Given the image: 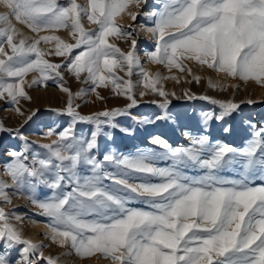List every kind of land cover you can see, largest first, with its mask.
<instances>
[{
  "label": "snow or ice",
  "instance_id": "snow-or-ice-1",
  "mask_svg": "<svg viewBox=\"0 0 264 264\" xmlns=\"http://www.w3.org/2000/svg\"><path fill=\"white\" fill-rule=\"evenodd\" d=\"M0 3L8 9L0 14V98L6 93L13 103H18L17 97L30 99L23 88L24 78L37 73L28 86L53 80L68 94L67 106L61 111L71 117L70 125L59 133H46L57 138L40 145L44 153L30 156L31 145L25 142L22 151L10 154L4 174L12 183L0 180V201L12 202L6 191L9 187L16 194L27 193L50 220L46 238L60 247L69 245L81 257L100 253L111 264H264V183L252 182L256 174L264 178V128L253 126L252 139L241 150L211 143L207 136L192 137L189 146L179 148L154 137L152 142L163 150L160 153L125 156L112 152L102 161L93 154L102 126L117 128L116 117L128 115V109L137 105L133 90L140 82L131 80L134 69H139L145 89L164 98L160 108L167 109L170 103L169 94L156 86L168 77L153 76L143 69L133 33L117 23L130 4L139 7L146 0H86V5L77 0ZM128 15L137 18L135 12ZM150 16L154 27L147 31L155 50L146 56L152 63L191 74L183 61H195L227 77L264 83V0H163L162 7ZM84 19L95 28H85ZM13 20L39 38L26 36ZM61 29L68 30L74 42L40 35ZM109 37L128 38L131 48L122 51ZM53 41L54 51L45 53L39 47L41 42ZM46 55L64 59L53 63ZM61 69L77 80L84 74L83 83L91 87L73 94L64 86ZM115 69L129 79L117 76ZM109 84L129 101L125 108L82 115L76 110L79 105L73 107L75 97ZM209 84L213 86L211 80ZM199 98L222 109L219 116L206 113L205 122L222 120L238 108L232 101ZM78 122L95 126L90 138L76 136ZM0 131L9 130L0 124ZM159 159L170 160L171 165L159 167ZM82 165L89 166L90 175H80ZM186 169H197L200 174L188 175ZM226 169L237 171L239 178L222 176ZM41 185L52 193L44 200L36 197ZM134 201L146 207H130ZM11 217L0 207V242L7 249L21 246L17 264H36L38 257L47 264H58V258L44 257L41 249L45 245L25 238ZM0 264H10L4 254H0Z\"/></svg>",
  "mask_w": 264,
  "mask_h": 264
},
{
  "label": "rangeland",
  "instance_id": "rangeland-1",
  "mask_svg": "<svg viewBox=\"0 0 264 264\" xmlns=\"http://www.w3.org/2000/svg\"><path fill=\"white\" fill-rule=\"evenodd\" d=\"M78 3L86 5V0H77ZM60 3H67V0H60ZM163 0H146L139 7L135 3L129 5L128 9L117 17V23L125 30L131 31L136 41L135 53L139 57L143 69L153 76L159 73L161 77L157 83V88H163L169 95L167 97L170 103L167 109L159 107V102L164 98L160 97L150 88L143 87V77L139 75V69H134L131 76L133 83L140 82L133 90L137 105L128 109V115L116 117L117 128H111L107 125L102 126L101 135L98 138L99 147L93 150L97 159H103V156L112 152L118 155H137L140 152L155 151L157 153L163 150L152 142L154 137H160L171 147H187L190 145V138L207 136L211 143H226L237 150L245 148L252 139V133L255 129L264 128V83L256 81H242L238 78L227 77L224 73H217L206 66L199 65L195 61H183L188 71H180L173 67L171 71L161 64L152 63L146 56L147 52L155 50V41L147 29L154 27V18L150 14L158 11L162 7ZM8 9L3 3H0V14L6 13ZM129 12H135L137 18L131 19ZM149 14V15H146ZM85 28H95L84 19ZM16 27L26 36L39 38L36 34L19 22L13 20ZM40 35H56L66 42H74L68 30L61 29L56 32H42ZM109 42L115 44L122 51L127 52L131 48V40L128 38L119 39L109 37ZM7 49V46H5ZM42 51L47 53L54 51L55 41L50 43L41 42L39 45ZM46 59L53 63H61L63 57L55 55H46ZM64 74V86L69 88L73 94L80 92L81 89H88L90 84L83 83V76L77 80L75 76L61 69ZM116 75L129 79L124 72L119 69L114 70ZM38 76L37 73H29L24 79V91L30 97L25 99L17 97L18 103H13L10 97L5 93L4 98H0V124L9 131H0V180L11 184V179L4 174V168L12 159V152L23 150L25 142L31 145L30 153H44L46 150L41 148V144L51 143L56 139V135L46 136L50 130L59 133L71 123V117L63 114L61 110L65 109L68 103V94L61 91L60 87L53 80H47L43 84H33L29 87L32 79ZM171 77H176L172 79ZM195 77H199L197 81ZM212 85L210 86L209 81ZM145 91L144 96L139 93ZM99 94V97L97 95ZM174 93V95H173ZM193 97V98H189ZM199 97H209L220 101H232L238 105V108L225 116L222 120L213 118L205 122V114L210 113L219 116L222 109L218 104H212L209 99H200ZM157 101V103H153ZM252 101V103H249ZM129 101L124 95L114 91L111 84L108 87H98L96 92H88L82 97H75L73 107L82 115H91L116 108H125ZM19 109V112L16 111ZM35 112V115L32 113ZM32 118L27 119L29 116ZM166 119H157L158 116H165ZM135 117L136 119H133ZM146 120V123L138 121ZM27 121V122H25ZM128 129L123 132L121 129ZM95 130V126L86 122H78L75 125V134L78 138H90V134ZM23 137L24 139H21ZM30 162V160H29ZM159 167H168L170 160L159 159L156 161ZM109 170L111 166H108ZM188 175H199L197 169H186ZM80 175H90L89 166L82 165L79 169ZM222 176L231 179H238L237 171L226 169L221 173ZM252 182L254 185L264 183V178L256 174ZM108 183V181H105ZM65 190H70L66 188ZM12 202L6 204L0 201V207L6 212L11 213V223L22 230L25 238L36 242H42L45 247L41 249L44 257L58 258V264H111L109 259L104 258L100 253L95 255L81 257L69 245L60 247L46 238L50 220L41 214L42 210L34 206L27 193H18L12 187L6 189ZM51 190L39 186L36 190V197L40 200L51 196ZM130 207L145 208L140 201H134ZM16 216L21 217L17 221ZM33 223L43 225L46 229L37 230ZM20 247L15 246L7 249L0 242V254H4L10 264H17L21 259ZM36 264H47L43 257L36 258Z\"/></svg>",
  "mask_w": 264,
  "mask_h": 264
},
{
  "label": "bare ground",
  "instance_id": "bare-ground-1",
  "mask_svg": "<svg viewBox=\"0 0 264 264\" xmlns=\"http://www.w3.org/2000/svg\"><path fill=\"white\" fill-rule=\"evenodd\" d=\"M34 227L37 229V230H41V229H47V227L43 226V225H39V224H36V223H33Z\"/></svg>",
  "mask_w": 264,
  "mask_h": 264
}]
</instances>
